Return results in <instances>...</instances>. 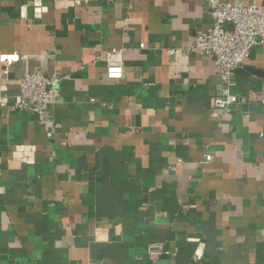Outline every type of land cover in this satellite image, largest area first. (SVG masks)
Returning a JSON list of instances; mask_svg holds the SVG:
<instances>
[{"label": "crops", "instance_id": "1", "mask_svg": "<svg viewBox=\"0 0 264 264\" xmlns=\"http://www.w3.org/2000/svg\"><path fill=\"white\" fill-rule=\"evenodd\" d=\"M74 1L0 0V264H264V45L224 113L212 58L186 52L206 2ZM38 72L62 78L41 117L19 110Z\"/></svg>", "mask_w": 264, "mask_h": 264}, {"label": "built area", "instance_id": "2", "mask_svg": "<svg viewBox=\"0 0 264 264\" xmlns=\"http://www.w3.org/2000/svg\"><path fill=\"white\" fill-rule=\"evenodd\" d=\"M75 3L74 0H63ZM207 3L208 14L212 21L211 27L194 38L187 53L212 58L218 72V82L215 86V96L212 107L224 113L230 112V107L237 102L231 94L235 72L242 67L251 52L264 45V8L257 6H242L236 3L219 0H202ZM140 49L145 45L140 44ZM104 62L107 76L112 80L123 78L124 67L121 52L111 50L104 58H96ZM13 58H4V76L13 63ZM0 85V103L5 101L3 93L8 82ZM62 78L55 74L26 73L19 79L20 109L30 110L41 117L51 102H53ZM244 102L243 99L240 100ZM34 150L28 146L16 147L13 158L18 162L32 161ZM206 162L210 157L206 156ZM149 250L153 247L149 246Z\"/></svg>", "mask_w": 264, "mask_h": 264}]
</instances>
